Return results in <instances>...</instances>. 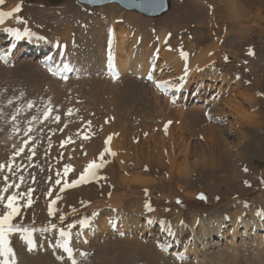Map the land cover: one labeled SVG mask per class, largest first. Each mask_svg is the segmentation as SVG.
Returning a JSON list of instances; mask_svg holds the SVG:
<instances>
[{
  "label": "rangeland",
  "instance_id": "1",
  "mask_svg": "<svg viewBox=\"0 0 264 264\" xmlns=\"http://www.w3.org/2000/svg\"><path fill=\"white\" fill-rule=\"evenodd\" d=\"M12 1L13 0L5 1L7 3V6L4 9H6L11 4ZM202 1L205 2L203 3L204 6H206L205 8L202 6L200 8L198 7L195 8L191 0H169V9L166 12L156 17H149L134 11H126L121 7H119L118 4H114V3L106 4L98 8H89L92 11L90 14L88 13L86 14V11H88L87 10L88 7L77 4L75 0H57L56 4H53L52 0H22L21 3L23 6H25L27 13H34L36 11L37 14H41L39 18L38 16H35L36 18L33 17L34 20L40 19V21L43 20L44 21L46 20L48 22L52 21V23L54 22V24L59 20L58 18H55L58 17L57 14L55 13H58L63 6H66L65 7L66 9L64 8L60 10V12L63 11L64 15L66 13L67 17H69L72 14L71 12L72 8L70 6H73L75 8L74 11H76L77 9H79L80 6H82V9L86 10L85 13L82 12V14L84 15L83 17L84 19L83 18L82 19L86 23L88 21L91 22L95 20L93 17H98V18L102 17V19H105V17L106 18L109 17L111 13L115 14V16L120 21V23L122 22L123 25H126L127 29L130 31L132 35L138 37L137 39L138 41L136 40V42L138 43L137 44L135 43L134 44L135 46L133 45L134 48L138 47V45L140 44H143V46L145 44V47L147 46L146 48L148 47L150 48V49L148 48L150 52L152 53L156 52L157 59L155 58L153 60V65L155 66V71H153V75L155 76L154 79L170 78L172 82L178 80L180 86L182 81L181 79L182 72H178L179 70H176V68L172 64L165 63L163 61L162 56L163 54L169 55V53L172 52H174L173 55L175 56L176 54L178 55L181 52L184 53L190 52V50L193 51L192 52L193 54L192 53L188 54L187 60H189L191 56L201 58V55L199 56V54H202L203 60L207 56V59H205L206 62L204 61L206 64L204 62L203 63L209 68L208 69L206 67L208 71L213 70L220 74H224L222 73V71L223 72L227 71L226 73L228 75L224 74V76H226V78L228 77L229 80H234L232 84H227V83L220 84L221 83L220 80L216 82L213 81L208 82L207 79H205L204 85L202 84L200 88L197 90V92L199 93L198 94L196 93L197 95L194 94V96L192 97L193 94L191 92L195 91L196 84L190 83L189 86L190 88H188L190 92L188 93L186 99L188 97L189 98L187 100L184 99V103H183L182 102L183 100L181 101V98L184 97L182 96L180 98L181 102L179 101L175 105H177L176 108H181L184 110H187V108H192V106L194 107L199 106L201 108L203 107L204 109L205 107L206 109L208 108L222 109L223 116L225 117V119L221 121V119H223L224 117L221 118L220 116L215 115L216 118L219 119L220 121V123H218V126L215 127V129L227 144L228 152L230 153V159H231L230 162L231 165L230 164L228 165H230V167L233 168L227 170L225 169V167L226 168L228 167L227 165L224 166V170H223L222 168L217 166L215 168L216 170L213 173V175H210L212 177H209L208 179V176H205V178H207L206 180L203 179L202 177L200 178V180L198 179L197 181H193L190 184L188 183L189 185H193V187L190 188H185L186 184L184 185V183H182L185 188L184 189L185 193L187 192V194H191L192 192H196L193 197L183 196L182 195L183 192L179 190L180 187L179 189H177V186L181 185V183L172 182L171 184L168 185L167 181L164 180L163 177L164 171L163 170L159 171L157 167H154V169L152 168V166H155L153 163L155 160L154 157H156V153L159 149H157L155 153H152L151 152L152 148H149L148 146L151 145L150 141L153 139L161 140L158 134L159 133L158 127L154 126L153 129H150V127H152V125L156 123L157 120L159 119L158 116L154 115L155 113L154 108L157 107V105H155L156 103L155 101L157 100L156 96L148 95L145 97L146 104L148 106L149 105L153 106L150 109L144 110L142 107H140L138 110H136L135 108H130L132 112L130 113V116L122 114L129 117L127 120L125 119L121 121L118 120L115 124H113L116 115H113V118L110 119L109 114L111 117L113 112H115L118 115L119 111L116 112V110L120 108V106L123 104L117 105L116 107L118 108L115 110L116 107H114L113 105H115L116 103L115 104L113 103L112 105L111 98L113 97L111 96L112 95L111 92L108 91L109 90L108 84L110 83H111L110 85L114 84L112 82L113 80L109 81V79L105 80L100 77L99 72L101 71V73H103L102 70L104 69H101L100 68L101 66H99V64L98 65L95 64V68L97 66L98 68H96V70L95 69L92 70L94 64H92V60L89 61L91 58L81 57L82 58L81 59L78 56L79 65L75 63L73 60L72 62L74 64L70 62L76 68L77 72H79L78 67L81 66L82 71L84 70L83 72L86 71L85 73H88L86 79L73 82L70 81L72 79L68 78L66 79L67 82H61L65 79H60L61 81H57L59 78L55 77L56 80H52L49 77V75L46 74L45 71H42L40 67H38L37 63L33 61V59H31L30 57H23L20 61L16 62L15 65L12 67L3 66L0 64V108L1 106L4 105L5 108L10 109L9 107L12 106V109L10 110L7 117L8 123L6 122L7 124L4 125L3 128H0V163H4L7 165L10 162L13 165L11 171H9L7 167H5V169L2 172H0V178H1L0 189H3L4 187L11 185V187H9L8 189V192L2 193V195L5 198L8 195H16L17 197H20L19 203L22 204L26 200L24 205L28 204V200H31V204L27 207L23 206L22 210L17 215L18 217L15 216V219L13 221L16 222H12L14 226H18L20 224H29L32 222L33 229L31 230H35L34 228H36L37 231L40 230L38 231L39 235L45 233H46L45 235L51 234V231L55 229L49 230V226L53 225L55 222L52 221L44 222V220H49L50 217H52V215L45 214V208H46L45 199L47 198V195H49L50 198L51 196L60 197L59 199L56 200V203L53 207L54 214L60 207L59 210L65 212V217L66 216L69 217L73 215V217L63 220L62 223L63 228L64 227L69 228L68 225H71V222L75 218L76 219L74 221H76L75 223H77V218L83 213V210H78V209L84 208L86 206L88 207V209L91 208L89 210L90 212L98 211L97 214L103 213L102 215L93 217L92 221H95V225H97V223H100L99 221H101V218L104 216V213L108 212V210L104 211L105 209H101L102 207L93 208L94 206L93 204L98 201H104V200H105L104 202L108 203V199L113 193L122 192V190L117 191L118 188L115 186V183L116 184L118 183V185L120 184L122 186V184L118 182L120 176H124L127 180L129 177H132L131 174L135 175L134 172H138L139 170H146V171L151 170L149 172L147 171L146 174L143 173L144 178H148L150 180L154 179L155 180L154 184L158 185V187H155L153 190H151L150 191L151 193L147 191V195L145 194L144 190L138 189L136 191V197H132L131 200H126L124 202L125 204L123 205L124 209H126L123 214L125 216L126 215L131 216L132 214L135 213L134 211H136L137 209L136 207H132L135 206V204L140 205V207L141 206L145 207L146 203L150 204L151 207L150 211L147 210L146 208L141 207V211L143 210V212L140 214V217L138 216L139 220H137L138 224L134 229V233L132 232L130 233L129 230L131 229L129 228V225L133 224V222L131 221V217H129V219H127L129 222V223L127 222V224L129 225H127L128 229L126 231H123L119 234L116 232H112L110 229L112 233L110 232L111 234L110 233L109 234L110 236L112 235L111 236L112 241L110 239L107 240L108 236L99 228L96 230V235L94 236H91L92 234L90 235L89 233L86 232L84 233L83 232L84 230L91 231L90 229L91 225L86 229H81V228L79 229V231H81L82 234L84 233L82 236H84L85 234L86 235L89 234L90 236L88 235L89 236L88 240L90 242L91 241L93 242L97 239L98 240L97 244H103L102 242L106 243V241L108 242L111 241V245L113 249L109 248V250H112V252L115 253L124 254L125 252H128L125 245L126 244L125 241L129 237V235L133 236L134 234H136L135 235L136 239L140 241L142 240L140 243H138L139 241L136 239L133 241V242L138 241L135 243L139 246L143 245L145 242V244H149L150 247L151 245H153L154 241L160 239V238H155L156 236H153V234L152 236L149 237L146 236V238L137 237L138 236L137 234L140 233L139 235H143L145 231L149 230L147 228H142L144 225H147L146 222L148 219L151 220V218H154L153 221L157 222V223H152L153 226L158 225L162 219L166 223L168 220H170L169 223L172 226V231L170 233L172 235H174V233L175 234L181 233L179 235L178 246L176 248L178 247L180 248L182 244L191 240V242L189 241L183 245L184 252L181 251L182 253H185V256L188 255L190 258L184 261L185 263H180L179 261L173 258H169L168 256L162 254V252L156 250L154 246L152 247L155 250L153 248L141 250V248L137 246L135 248H139L140 250L139 249L134 250L135 254L137 253V251H139L140 253L139 252L137 253L138 256H133L137 264H155L154 262L156 261L152 259L153 258L152 253H154L155 251L161 253L162 255L161 257L163 258V260L169 259L172 264H201V263L202 264H264V232L260 231L261 228L257 230L258 227L251 226L250 228H248L249 230L246 229L247 235L242 236L241 231L243 230V227L238 226L237 228L238 233L233 237V241L235 242V244H237V248H234L233 246L226 243V241L231 240V235L228 232L230 226L224 227V229L225 228L227 229L224 237L221 236L219 237V235L213 233L210 234V236L205 237V239H203L200 236V234H197V237L199 238L197 241L194 239V235L198 228L194 229L193 233L189 229L190 218L193 212L197 213L198 216L200 213V215L207 214L206 216L211 215L212 217H214L215 214H217V212L221 210L222 212L225 213L224 215L226 216L232 214L233 211L235 210H238L239 212L238 211L237 212L239 214H243L244 216L249 215V217L252 216L250 211L252 213L255 212L264 213V170L262 172H259L256 171L255 168L253 167L256 161L264 160V156L261 155H249L248 157L245 156L248 159L246 158L243 159L239 156H236L243 153L241 148L244 147L246 144L245 141L241 140V138L235 136V131L237 130L236 129L237 127H239L238 130L241 132V134L243 133L247 134L249 128L253 127L251 124H248L250 122L246 120L247 117L250 116H255V117L260 116L261 118L259 119L260 122L257 120L260 125L258 128L256 127L255 131L256 133L258 132L264 133V123H263L264 122V115H263L264 114V0H236V2H234L235 0H202ZM210 1L215 2L217 6L216 14L211 13L213 11L212 9L211 11L206 10L207 4ZM33 5L42 7L44 10L36 9L34 11V8L32 7ZM4 9H0V10H4ZM197 9H199L200 11ZM231 10H233L234 13H236V16L237 15L239 16L237 18L238 21H235L236 20L235 14L232 15ZM196 11H198L197 14ZM199 14L201 16L202 15L207 16L204 17L205 23L208 20L210 21L211 18L212 22L214 21L213 22L214 24L209 23L210 24L209 28L205 26L199 28L197 26V18H198L197 16ZM183 17L184 19H182ZM174 18L180 21H176ZM74 20H76V18H74ZM182 20H184L183 23ZM59 22L61 21L59 20ZM175 24H178L181 27L183 26V29H179L177 31L176 30L177 28H175L176 27ZM91 26L94 27V22L91 24ZM184 26L187 27L185 28ZM25 27L26 25L24 26V29ZM142 27L144 28L146 27V28L144 29ZM131 29L134 31L135 34L132 32ZM162 30H165V38H167L168 34H171V36L170 39L165 40L162 46L158 47L157 36L155 37V35ZM48 32L51 33L50 28ZM145 32L148 34H146ZM142 35L143 37H141ZM150 36L153 42L152 44L147 42L148 40H150L149 39ZM152 36H154L155 39ZM33 38H35L34 35ZM99 40L97 38L96 42L102 41ZM108 40L106 41V43L108 42ZM21 43L25 44L24 42ZM106 43L102 45L103 48L104 47L107 48L109 46V44L107 45ZM191 43L194 45V46L192 45L193 48H188V44ZM37 44H38V40H37ZM42 44H43L42 46H47L46 43L44 42H42ZM176 46L177 48L178 47L179 48L177 49ZM83 48L87 50L91 49L89 45L84 46ZM168 50H170V52H168ZM50 52H52V50ZM73 52L75 53V51ZM208 53L210 54V57ZM225 56L228 57L227 61H225L224 59ZM211 58L213 60H211ZM203 60L201 59V61ZM207 61L209 62L207 63ZM86 63L88 64L89 68L87 67ZM198 63H200V61ZM198 63L196 62L195 64L197 65ZM158 69H160L161 72H159ZM35 70L40 72H37ZM236 77H239V80L236 79ZM104 80L106 83L104 82ZM144 81L146 82V80ZM100 83L102 84V86L104 85V83L105 86L106 84L107 86L102 87ZM148 83L150 84L151 88L153 87L154 89V86H152L151 84L153 82L147 81V84ZM237 84L239 86H236ZM229 86H231L232 88H230ZM233 87H237L238 89L234 90ZM101 88L106 90L108 89L107 93L109 92L111 98H109L110 96L106 92H104V90H102ZM17 89L19 90L20 93H16ZM180 89L183 90L184 88L180 86ZM101 90L102 93H100ZM3 91L5 93H8V97L3 98V96H1V93ZM103 93L104 95H102ZM212 93H214V95L212 96L211 99H209L208 95L211 96ZM215 95L219 96L218 102L215 101V97H214ZM231 95H236L235 100L237 101V104L240 107V112L237 114H233L229 110V108H226L223 105V101H224L223 98L226 99L227 96L231 97ZM117 96L120 97L119 95ZM159 97L160 99H162L161 101L159 100L160 105L163 106V104L166 102L167 106L164 104L166 108H170V107L175 108L174 107L175 105H171L167 98H162L161 95ZM107 98L108 100L111 99L110 100L111 102L108 101ZM106 101L110 102L111 107L107 105ZM255 101H257L256 105L259 107L257 108L259 112L253 111L251 109V105ZM29 102H32L33 104L32 108L28 107ZM46 107H51L52 111L49 117L47 119H44L43 112L46 110ZM111 108L115 111H113ZM69 109L72 110V113L71 115H66ZM171 113L172 112H170V115ZM57 115L60 117L59 122L54 120V117ZM32 117H36L39 120V122L33 120ZM176 117L177 116L174 117L172 113V118H176ZM172 118L170 116L171 124L169 123V125L174 126V124L176 123H173L172 121H176L177 118L173 120ZM16 120L18 121V123L16 122ZM164 124L166 125L167 123H160L159 127L161 126L165 127ZM140 126L143 127L144 129L147 127L149 128L148 130L145 129L144 131L142 128L138 129ZM29 128L32 129L31 132H28ZM124 128L130 130V133L132 134H136L137 132L138 133L140 132L138 134L139 138L135 137L134 135L127 136V138L130 137L131 143L130 145L128 144L126 146V149L128 150V153H130L128 154V157L133 161H135L137 166L141 167L142 164L143 169L136 166L137 169L135 167L130 172L125 171L123 174L116 160L112 159L111 161L112 165L110 164L112 167L111 166L106 167L105 169H103V175L98 176V177H102L103 179L93 180L88 185L87 183H85L82 189L75 188L70 192H67L68 190H70L67 189L64 191V193L60 192V195L59 192L54 194L53 187H50L52 182L51 177H53V175H51L50 172L55 173V171L57 170L56 164H58V168L65 167L66 165H71L73 171L71 172L69 171L70 175L76 170H78L76 173H78L80 169L82 171L89 157L95 156L96 153L101 149L102 147L101 142L103 141L104 136L106 134H109L110 132H113L116 135L118 133L120 134L121 132L125 133V131L123 130ZM61 129L63 130L61 131ZM174 132L178 134L177 129H175ZM162 134L164 136L166 135L164 133ZM85 135L88 137L87 139L84 138ZM152 135H154V137L151 138ZM29 136L31 137V140H29ZM186 136L191 137V139L194 138V141L198 140L196 139L197 134H190ZM69 138L71 142L64 143V145L61 146V142L66 141ZM237 138H239V140ZM26 140L29 141L27 145H25L24 143ZM137 140H139V142ZM20 147H24V151L19 156H16L15 153L16 151L19 150ZM30 148L32 149V151H29ZM93 148L96 149V152L95 154L90 155L92 154L91 151ZM33 152L35 153L34 155ZM131 154H134L136 157H138V160H134ZM30 156L32 157L31 159H29ZM83 157L86 158L82 160L81 158ZM147 159H149V161ZM48 160L50 161V163H53V165H51L50 168L46 166ZM141 161L143 162L141 163ZM28 162L32 163V167H30V164ZM128 165L131 166V163H128ZM245 169H247V171H245ZM10 172H12L13 175H10ZM63 172L64 171H61L60 176L62 175ZM224 172L225 174L228 173L226 177L227 179L225 180L219 179L215 181V183L211 185V187L209 188L207 187V184L210 183L212 179H214L215 177L217 179V177L223 175ZM111 173L113 174L115 182L111 180ZM128 174L130 176L127 178ZM234 174H236V176H234ZM4 176L8 177V181L6 183L3 179ZM21 177H23L22 180L20 179ZM161 178L165 181L163 182L162 180L163 185L162 183L160 184ZM63 179L64 182L65 181L68 182V179H66V177ZM245 181L249 182V184L246 185ZM38 183L44 184V186L38 188L39 187ZM68 183L70 184L71 182ZM16 185H19V187L17 188ZM170 186L172 188L173 194H176L177 197L176 200H179L180 203L170 202V200H167L165 197L162 196V193L167 194L169 192V189H171ZM30 189H33L34 191H32L29 194ZM50 190H51V194H49ZM66 192L69 193V195H65ZM169 194L172 195V193ZM201 195L204 197L203 199L200 198ZM65 196L67 197L66 200L64 201L65 204L61 205L60 203L62 201L60 202V199L61 198L65 199ZM229 200L230 201L232 200L231 202L234 201L233 203L235 204V206L232 203H231L232 205L230 203L226 205L227 201ZM240 202H243V205H241L242 203ZM4 204H5L4 200L0 201V214L3 211L6 210L8 211V209L5 208ZM48 205L49 204H47V207ZM105 207H108V205L107 206L105 205L103 208ZM55 208H57V210H55ZM63 208L66 209V211H64ZM41 211H43V213ZM77 211H80L81 213ZM179 212H181L183 215H181L178 218ZM61 213L62 212H60L59 214ZM74 214H78V215L74 216ZM83 216L84 215H82V217ZM143 216L146 217L147 219L144 218ZM255 216L260 218V216H258L257 214ZM114 217H115V222L119 226L120 219L117 216H110L109 218L111 221H113ZM262 217L264 218V216ZM57 221L61 222V220H57ZM181 221H183L184 225L181 224ZM261 221L259 224L264 225L263 223H261ZM34 224L40 225L39 228L36 225L35 227ZM181 226L184 227L182 228ZM45 228H47V230H45ZM95 228L96 227H93V229ZM164 228H165L164 226H160L158 229L164 231L163 230ZM183 229L185 230L181 232ZM48 230L50 231V233ZM37 231H32L34 236H36ZM77 231L78 228L76 226L73 227L72 232H77ZM150 231L153 230L150 229ZM106 232L108 233L107 230ZM18 233L19 232H17V234ZM21 233L23 232L21 231L19 234ZM81 233L78 236V240L80 238H83L81 236ZM99 233L102 235H100ZM157 233H158L157 231L154 232V234ZM258 233L263 234V236L259 235ZM95 236H97L96 239ZM257 236L258 239L256 240ZM39 238L41 239V241H43L45 236L41 235ZM123 238L125 240H123ZM259 238L261 240H259ZM19 239L20 237H18L17 239L16 236H13L11 238V241L13 240L11 243V248L13 250V254L16 253L14 257L16 256L15 263L17 264L18 261L22 258L21 257L22 255H20L19 253L20 249H21L20 252H23V254L27 253L26 255L30 257L34 256L35 258L34 257L33 258L35 260L37 259L36 260L37 264H39L38 262H40L41 264L43 263L49 264L51 258L46 260V257L48 255L53 257L51 261L52 262L56 261L55 262L56 264H71L73 260L76 261L75 258L80 260L83 259L82 261L84 262L86 260V259L84 260L85 255L88 254L91 256L92 255L91 253H93L91 252V250L92 251L94 250V252L96 250L95 246L88 247L89 248L88 250L87 245L90 243L88 242V240H86V242L84 243L86 245L85 247H83L84 246L83 244H78L75 240L76 246L82 245V248L79 247L75 248L74 246L75 252L73 253L71 258L65 257L63 253H60L58 251L55 252L54 255L52 256L50 252H53L56 249L54 247L50 249L51 246L50 243L49 245L46 244V246L41 245L38 249H35L38 247L36 245L34 250H31V252L29 253L27 245H26L27 247L25 246V244H21L20 246L18 245ZM121 239L123 240L122 242H120ZM204 242L206 243L204 246L205 248L202 247V244H204ZM190 245H192L193 249L192 247L191 248L189 247ZM184 247H188V250ZM46 248H48L47 249L48 251L46 250ZM83 250L86 252L85 254L83 253L84 252ZM39 253H41L42 256ZM91 257L90 259H88V261L92 260ZM6 258H8L7 260L9 261V264H11L12 257H4V258L0 257V261H1L0 264H4ZM42 260L44 261L46 260V262L44 261L42 262ZM95 261H96V257H95Z\"/></svg>",
  "mask_w": 264,
  "mask_h": 264
},
{
  "label": "bare ground",
  "instance_id": "2",
  "mask_svg": "<svg viewBox=\"0 0 264 264\" xmlns=\"http://www.w3.org/2000/svg\"><path fill=\"white\" fill-rule=\"evenodd\" d=\"M5 1H7V0H5ZM18 1L19 0H13L11 2V4L6 9L0 10V12H10L14 8L15 5H18L17 4ZM191 2L195 6V8L196 7L200 8L201 6L204 7V8L206 7L203 4L205 2L202 1V0H191ZM234 2H236V0ZM52 3H57V0H52ZM63 7H66V6H63ZM68 7H69V5H68ZM70 7L72 8V11H71L72 14L70 16L68 15L69 17L66 16V13L64 15V12L63 11L60 12V10H59L58 13H55L58 16V17H55V18H58L61 22H59V20H58V22H56L57 21L56 20L55 21L56 22L55 24H54V22L52 23L51 21L48 22L49 25H50L49 28H50V31H51V38H52L51 41L54 42V43H57L59 45H60V40H64V41L69 42L70 46L68 47V49H69L68 55H70L73 51H75V53L73 52V61L75 63H77V64L79 63V57L80 58L81 57H89L91 59L89 60V58H88V60L89 61L92 60V64H94L93 65L94 67H93L92 70H94V69L96 70V68H98V66H97L98 64H99V66H101L100 67L101 69H104V66H106V62H107V64L110 65L111 68L118 73L119 77H118V79H116L114 81L110 80L109 77L106 78V79H109V81H112L114 83V84L110 85L111 83L108 84V81H107V84L109 85V90L108 89L107 90L111 92V94H112L111 96L113 98H111V96L109 95V92L107 93V90L106 89H102L101 88L110 97L108 95L107 96L112 99V105H113V103L114 104L116 103L115 105H113L114 107H116L117 105H121V104L124 105V106L121 105L120 108H118V107L115 108V110L117 108L119 109V110L118 109L116 110V112L119 111L118 115L115 112H113L112 113V117H111L110 114H109L110 119L113 118V115H116L115 116V119L113 121V124H115L118 120H120V121L123 120V119L127 120L129 117H127L125 115L130 116V113H132L131 110H130V108H135L136 110H138L140 107H142L144 110L150 109L153 106H151V105L148 106L146 104L145 97L148 96V95L156 96L157 100L155 101L156 102L155 105H157V107L154 108V110H155L154 115L155 116H158L159 119L157 120L156 123H154L152 125V127H150V129H153L154 126H157L158 127V132H159L158 134H159V137H160L161 140L153 139V140L150 141L151 142V145L148 146L149 148H152V150H151L152 153H155L157 151V149H159L157 151V153H156V157H154L155 160H154L153 163H154L155 166H152V168L154 169V167H157L159 171L160 170L161 171L162 170L164 171L163 177H164V180L167 181L168 185L171 184L172 182L181 183V185L177 186V189H179V187H180L179 190H181L183 192L182 193L183 196L193 197L196 192H192L191 194H187V192L185 193V191H184L185 188L193 187V185H189L191 182L197 181L198 179L200 180V178H202V177H203V179L206 180L207 178H205V176H208V179H209V177H212L210 175H213V173L216 170L215 168L217 166H219L220 168H222L224 170V166H227L231 162L230 153L228 152L227 144L221 138V136L218 134L217 130L215 129V127L218 126V123H220L219 119H217L216 116H220L221 118L224 117L223 116L222 109H217V108L216 109H212V108L211 109L210 108L206 109V107L204 109L203 107L201 108L199 106H197V107L196 106L195 107L192 106V108H187V110H184V109H181V108H176L177 105L174 106L175 108H172V107L166 108V106H167L166 102L164 103L166 106L164 104H163V106L160 105L159 100L160 101L162 100L159 97L160 94L156 91V89H153V87L151 88L150 84L149 83L147 84V81L145 82L144 79H143V77H145V75L149 72V67L151 65H153V60L156 58V52H153V53L150 52L148 50L149 47L146 48L147 46L145 47V44H144V46H143V44H140V45H138V47H135L134 48L133 45L135 43L136 44L138 43V42H136V40L138 39V37L135 36V35H132L130 33V31L127 29V26L126 25H123L122 22L120 23V21L117 19V17L115 16V14L111 13V15L109 17H107V18L105 17V19H102L101 16H100L101 18L93 17L95 19V20H93L94 27L91 26V24H89V26H90L89 29L90 30L88 29V27L85 28V29H81L80 28L81 27V23L78 22V25L80 26L79 27L78 25H75L72 20H74V18H76V19L77 18H81L82 19L84 17V15L82 13L81 14L76 13L74 11L75 8L73 6H70ZM211 9L213 10L211 13H215L216 14V12H217V10H216L217 9V6H216L215 2H213V1H210L207 4V9L206 10L211 11ZM197 10H199V9H197ZM197 13H198V11H196V14ZM67 14H69V13H67ZM231 14L232 15L235 14V18H236L235 21H238L237 18L239 16L238 15L236 16V13H234L233 10H231ZM73 16H74V18H73ZM96 16H98V15H96ZM17 17H19L18 13H13L12 16H6V17H4L3 18V22L0 23V29H2L3 27H9L10 26V22L13 21V20H19V19H17ZM197 17H198L197 18V26L199 28L202 27V26H205V27H208L209 28V25H210L209 23H213L214 22V21L212 22V19L210 18V21L208 20L205 23L204 22V17H207V16H203V15L201 16L199 14ZM219 17H221V16H219ZM34 18H36V17H34ZM52 19H54V18H52ZM178 19H181V18H178ZM182 19H184V17ZM20 20L21 21L23 20V16L20 17ZM91 20H92V18H91ZM176 21H180V20H176ZM183 22H184V20H182V23ZM30 23H31V25L33 27L36 26V21L34 19ZM175 25H176L175 28H177L176 29L177 31L179 29H183V26L181 27L178 24H175ZM184 27L186 28L187 26H184ZM116 28H118V29H116ZM142 28H144V27H142ZM25 30H27L28 32H31V27H28L26 25L25 29L23 28V30L20 31L21 32V40H20L21 42L28 43L30 46L36 47V48H38V46L43 45L42 43H40L39 45L37 44V40L35 38H33V34H31V35H24ZM86 30H88V31H86ZM78 32H83V35H81V36L79 35L78 36ZM132 32L134 33L133 30H132ZM2 34H4V32H1L0 35H2ZM146 34H148V33H146ZM102 36H103V38H102ZM156 36H157V44H158V47H160V46H162L164 44V42L166 40V38H165V30H162V31L158 32L155 35V37ZM141 37H143V35ZM152 37L154 38V36H152ZM97 38H98V40L100 38L99 41H101V40L102 41L101 42H96ZM146 38H148V37H146ZM149 39L150 40H148L147 42H149V43L152 44L153 42L151 40V36L149 37ZM107 40H108V42L106 43ZM171 41H170V43H171ZM147 42H145V43H147ZM104 43H106L107 45L109 44V46L107 48L104 47L105 49L102 46ZM88 45H89V47H91V49H88L87 50V49H84L83 48L84 46H88ZM192 45H193L192 43L191 44H188V48H193L194 45L193 46ZM149 46H151V45H149ZM176 48H177V46H176ZM153 49H155V48H153ZM180 51H182V50H180ZM168 52H170V50H168ZM192 52L193 51L190 50V52H187V55L190 54V53H192ZM201 52H203V51H201ZM173 53L174 52L169 53V55H164L162 53L163 54L162 58H163V61L165 63L172 64L176 68V70H179L178 72H182V74H181L182 81H181L180 86L182 88H184L185 90L188 89V88H190L189 87L190 86V83H195L196 84L195 85L196 88H195V91H194L195 93L194 94H196V93L198 94L199 92H197V90L200 88V86L202 84L204 85L205 79H207L208 82L209 81L216 82V81H219L220 80V82H221L220 84H226V83L227 84H232L234 82V80H229L228 77L226 78V76H224V74H227L226 73L227 71L226 72H223L222 71V73H224V74L217 73V72H215L213 70L208 71L209 68L205 65L206 64L205 63L206 62L205 59H207V56H206V58L204 57L205 59L203 60L202 54H199V56L201 55V58H199V57L197 58V57L191 56L192 58L191 57L190 58L188 57L189 60H187V56H186V58H183L181 56V53L178 54V55L176 54L175 56L173 55ZM198 53H200V52H198ZM206 54H203V55H206ZM86 55H88V56H86ZM196 55H194V56H196ZM26 57H29V56H26ZM209 57H210V54H209ZM201 59L203 61H201ZM211 60H213V59L211 58ZM211 60H209V61H211ZM199 61H200V63H198ZM209 61H207V63ZM196 62L198 63L197 65L195 64ZM95 64H97L96 65L97 66L96 68H95ZM86 65L88 67V64L87 63H86ZM34 66H36V65H34ZM75 66H77V65H75ZM90 66H92V65H90ZM206 67L208 69H206ZM35 68H33V69H35ZM210 68H211V66H210ZM185 69H187V75L186 76H185ZM75 70H76V68H75ZM35 71H37V70H35ZM37 72H40V71H37ZM41 73H43V72H41ZM49 77L52 80H56V78L54 76H51L50 75ZM164 79H166V78H164ZM104 82H105V80H104ZM105 83H104L103 86L101 84V86L102 87H106L107 84L105 86ZM236 86H239V85L237 84ZM96 87H98V86H96ZM229 87L232 88L231 86H229ZM207 88H208V86H207ZM222 88H219V89H222ZM233 89L236 90L238 88L237 87H233ZM102 90H101L100 93H102ZM99 91H100V88H99ZM102 95H104V93ZM117 95H119L120 97H118ZM218 95H219V93H218ZM220 95H222V94H220ZM236 95H231V97L230 96L229 97L227 96L226 99L222 97L223 100H224L223 101V105L226 108H229V110L233 114H237V113L240 112V107L237 104V101L235 100L236 99L235 98ZM117 98H120V99H117ZM111 99L108 100V98H107L108 101H110ZM110 102H107V105L109 107H111ZM256 103H257V101H255L251 105V109L253 111H258L257 108H259V107L256 105ZM114 107H112V108H114ZM115 110H113V111H115ZM170 112L173 113L174 117L177 116L176 117L177 119L176 118H172V113L170 115ZM122 114H125V115H122ZM170 116H171L172 120L173 119H176V121H172L173 123H176V124H174V126L173 125H169V121L171 122ZM259 119H261L260 116H257V117H255V116L247 117L246 120L248 122H250L248 124H251L253 126L252 128H249L247 134H244V133L241 134V132L238 130L239 127L236 128L237 130L235 131V136L236 137L238 136L239 138H241V140L245 141V144H246V145L244 144L245 146L241 148V150L243 151V153H241L240 155H236V156H239V157H241L243 159L246 158V157H248L249 155H261V156H264V133L263 132L256 133V131H255L256 130V127L258 128L259 125H260L258 123V121L260 122ZM160 123H167V129H165V127H162V126L159 127L160 126ZM141 128L145 131V129L148 130L149 127H147V128L144 129L143 127L140 126L138 129H141ZM175 129H177L178 134H176L174 132ZM262 129H263V127H262ZM123 130L127 134H125L124 132H121L120 134L118 133L116 135L113 132H110L109 134H106L104 136V138L105 137L108 138L109 136L111 137V140L109 141V144L107 145V147L110 149V152L111 153H115V154L114 155H111L110 154V157L111 158H109L108 160H104L105 163H104V166L103 167L111 166L112 164H111V161L110 160L114 159V160H116L119 168L122 170V172L124 174L125 171H129L130 172L131 170H133L137 166V164L135 163V161H133L132 159H130L128 157V154H130V153H128V150L126 149V146L128 144L130 145L131 140H130V137L127 138V136L128 135H134L135 137H138L139 138V135L138 134L140 132L139 133L138 132L137 133L135 132L136 134H132V133H130V130H128L126 128H124ZM136 131H137V129H136ZM139 131H141V130H139ZM162 133H164L166 135L164 136ZM190 134H197V138L196 139H198V140L194 141V138L191 139V137H187L186 136V135H190ZM161 135H163V136H161ZM152 137H154V135H152L151 138ZM151 138H149V139H151ZM239 138H237V139L239 140ZM137 141L139 142V140H137ZM101 144H102V142H101ZM91 152H92V154H90V155L95 154L96 149L93 148ZM98 155H100V154H98ZM131 155H132V158L134 160H138V157H136L134 154H131ZM95 157H96V155L89 157V159L87 160L86 165L88 164V162H91V161L95 160ZM85 158L86 157H83L81 159L83 160ZM246 159H248V158H246ZM147 160L149 161V159H147ZM142 162L143 161H141V163ZM128 163H131V166H129ZM126 165H127V167H126ZM230 165H228L227 168L225 167V169L228 170V169L233 168V167H230ZM143 166H144V164H143ZM137 167L142 168V164H141V167L140 166H137ZM137 167H136V169H137ZM147 171L149 172L151 170H147ZM147 171L146 170H139L138 172H134L135 175H132L131 174L132 177H129L130 175L128 174L127 178L128 177L129 178L127 180H126V178L124 176H120V178L118 179L119 180L118 182H120L122 184V186L120 184H119L120 185L119 186L118 183L117 184L115 183V186L118 188L117 191L122 190V192H120V193H117V192L113 193L109 197L108 203L104 202L105 200L104 201H98L97 200L98 202H96V203L93 204L94 205L93 208L94 207L95 208H101L102 207L101 209H105L104 211L108 210V212H106L107 214L105 213L104 216L101 218V221H99L100 223H98V225H99L98 228L101 231H103L108 236L107 237V240L108 239L111 240V238H112L111 237L112 235L110 236V234L112 232L111 233L110 232H108V233L106 232L107 226L109 228V231H110V227H112V224H115L116 225V228L118 229V231H122L123 228H126L127 229L128 228L127 225H129V224H127V222H128L127 219H129V217H131V221L133 222V224H130L129 225V228H131L129 230L132 233H134V229L136 228V226L138 224L137 223L138 222L137 220H139L138 218L140 217V214L143 211H141L140 205H136L135 202H134L135 206H132V207H136L137 208L136 211H134L135 213L132 214L131 216H127V215L125 216L123 213H124V211L126 209H124L123 205L125 204L124 202L126 200H131L132 197H136V191L138 189L144 190V191H145V189H147V191H149V193H151L150 192L151 190H153L155 187H158V185H155L154 184L155 183V180L154 179L153 180H150L148 178H144L143 173L146 174ZM225 172H224V174L221 173L223 175L218 176L217 179H216V177L214 179H212V180L210 179L211 182L207 184V187L208 188L211 187V185H213L215 183V181H217L219 179H222V180L227 179L226 177H227V174L228 173L225 174ZM97 174L101 176V175H103V171H101L100 169H98L97 170ZM234 176H236V174H234ZM111 180H113V182H115L112 173H111ZM162 180L163 179L161 178L160 184L162 183ZM164 180H163V182H165ZM182 183H184V185L186 184L185 185L186 186L185 188H184V185ZM84 185H85V183H81L78 186L68 187L66 189H70V190L67 191V192H70V191H72L75 188H81L82 189V187H84ZM162 185H163V183H162ZM170 188H171V186H170ZM81 189H78V190H81ZM67 192H66L65 195H69V193H67ZM169 193H172V195L169 194ZM59 195H60V192H59ZM162 196L165 197L167 200H170V202H177L178 201V200H176L177 199L176 194H173V192H172V188L169 189V192L167 194L162 193ZM56 198L57 197H55V196H51L50 201H52L53 199H56ZM66 198L67 197L65 196V199H63V198L60 199V202L62 201L60 203L61 205L65 204L64 201L66 200ZM231 201L230 200L227 201L226 205L229 204V203L230 204L232 203L235 206V204L233 203L234 201L233 202H231ZM105 205L106 206L108 205V207L103 208ZM90 209H88V211ZM55 210H57V208H55ZM217 211H219V210H217ZM237 211L238 210H235V211H233L232 214L226 216V215H224L225 213L222 212V210H221V211L217 212V214H215V216L212 214L214 217H212L211 215L206 216L207 214L206 215H200V213H199V216H198L197 213H194L193 212L191 214V218H190L189 229L193 233V230L196 229V228H198L196 230L195 235H194V239L196 241L199 239L197 237V234H200V236L203 239H205V237H208V236H210V234H213V233L219 235V237L220 236L221 237H224L225 236V233L227 231V229L226 228L224 229V227L230 226L229 227L230 229H229L228 232L231 235V240L226 241V243L229 244V245H231V246H233L234 248H237V244H235V242L233 241V237L238 233V231H237L238 226L243 227V230L241 231V235L244 236V235H247L246 229L250 228L251 226H253V227H259V225H260L259 223H260V220H261V219H259V217H256L257 219H255V220L253 219V221H252V219H244L238 213L239 211L238 212ZM41 212L43 213V211H41ZM111 212L114 213L115 216H117L120 219V225L119 226H118V224L115 221H111L110 220L109 217L111 216ZM34 214H35V212H34ZM181 215H183V214L181 212H179L178 218ZM36 216H38V215H36ZM211 217H212V219H211ZM48 219H49V217H48ZM39 220H40V218H39ZM151 220H154V218H151ZM39 222H41V221H39ZM44 222H46V221H44ZM35 225L38 228L40 226V225L34 224V226ZM46 225H48V224H46ZM41 228H42V226H41ZM47 228H45V229H47ZM253 230H255V229H253ZM38 231H40V230H38ZM49 233H50V231H49ZM83 234L81 233V236ZM258 234L261 235V236H263V234H260V233H258ZM88 235L89 234H87V235L85 234L84 236H82L83 238H80L77 241V243L78 244H83L84 247H85L86 245L84 243L86 242V240L89 239V236L91 234L89 236ZM100 235H102V234H100ZM173 236H176V234L174 233ZM130 237H128V238L126 237L127 239L125 241L126 242L125 245H126V248H127L128 252H125L124 254H121V253H115V252H112V250H109V248L113 249V247L111 245V241L112 240L109 241V242L105 240L106 243L105 242H102L103 244H97L98 240L96 239L97 236H95V239L97 241L95 239H94L95 241H93V242L92 241L90 242L88 240V242H90V243L87 245V248L88 247H92V246H95V248H96L95 252H94V250L92 251L90 249L91 252H93V253H91L92 254L91 255L92 256L91 257L92 260L91 261H88V259H90L89 257H87L86 260L83 257L85 261L84 262L82 261L81 264H83V263L86 264L87 262H88L87 264H137L136 261H135V258L133 256H138L137 253L139 251H137V253L135 254V251L134 250H138L139 248H141V250H145V249H148V248L150 249V248H153L152 247L153 245H151L149 247V244H145V242H144L145 245L144 244L143 245H140L141 246L140 247L139 245H137L135 243V242H138V241L133 242L135 240V238L132 239V235H130ZM176 238H177V236H176ZM257 239H258V236L256 237V240ZM123 240H125V239L123 238ZM123 240L121 239L120 242H122ZM259 240H261V239L259 238ZM138 243H140V242H138ZM205 244L206 243L204 242V244H202V247H204ZM137 246L139 248H135ZM189 247L191 248L192 245H190ZM184 248H186L188 250V247H184ZM192 249H193V247H192ZM20 250H19V253H20V255H22L21 256L22 258L21 259L19 258L20 260L18 259L19 260L18 261V264H37L36 263L37 262L36 261L37 259L35 260L34 259L35 258L34 256H33L34 258L33 257H30V256L26 255L27 253L26 254L25 253L23 254V252H20ZM88 250H89V248H88ZM22 251H23V249H22ZM151 252H153V251H151ZM186 252H188V251H186ZM39 254L41 255V253H39ZM152 254H153L152 255V257H153L152 259L156 261V262H154L155 264H172L169 259H167V260L164 259V260H166V261H164L163 258L161 257L162 255H161L160 252L155 251ZM95 257H96V261H95ZM49 258H51L50 261H49V264H54L56 262V261L55 262L53 261L54 262L53 263L51 261L53 257H51L49 255L46 257V260H48ZM6 259H8V258H6ZM81 259H82V257H81ZM97 259H98V261H97ZM46 260L45 261L42 260V262L43 261L46 262ZM38 263L41 264L40 262H38ZM15 264H17V263H15ZM76 264H80L79 261H77Z\"/></svg>",
  "mask_w": 264,
  "mask_h": 264
},
{
  "label": "snow or ice",
  "instance_id": "3",
  "mask_svg": "<svg viewBox=\"0 0 264 264\" xmlns=\"http://www.w3.org/2000/svg\"><path fill=\"white\" fill-rule=\"evenodd\" d=\"M5 2V0H0V4H3ZM90 2H94V0H90ZM153 3H159V0H152ZM20 11V5H16L10 12H0V23L3 22V18L6 17V16H12L13 13H17ZM17 19H19V17H17ZM6 32L14 35L15 37L17 38H20L21 37V33L15 29H12V28H8V29H5ZM24 35H31L30 32H28L27 30H25L24 32ZM171 35V34H169ZM251 54V52H250ZM60 55L61 56H64V52L61 51L60 52ZM181 56L183 58H186L187 56V53H184V52H181ZM48 59H52V57H48ZM225 61L228 60V57L225 56L224 57ZM65 69L67 70H71L69 68V65L68 64H64L63 65ZM51 70V69H50ZM55 74V73H54ZM187 75V69H185V76ZM62 79H67L68 77L67 76H62L61 77ZM151 78V77H149ZM239 78V77H237ZM156 86L159 88L161 87V82H157ZM28 107L29 108H32L33 107V104L32 102H29L28 103ZM52 109L51 107H46V110L43 112V117L44 119H47L51 113ZM72 113V110L69 109L68 112L66 113V115H71ZM36 117H33V120H35ZM54 120L59 122L60 120V117L57 115L54 117ZM169 123H171L169 121ZM165 129H167V124L165 125ZM63 129H61L62 131ZM32 129L29 128L28 129V132H31ZM27 135V133H26ZM85 139H87L88 137L85 135L84 136ZM29 140H31V137L29 136ZM111 140V137L109 136L106 140H105V148L104 150L100 153L99 157L96 159V160H93L91 162H89L86 167L84 168L83 172L80 173L79 177L75 180H72L71 183H67L65 182L64 183V186L60 189L61 191H64L65 188H68V187H74V186H78L79 184L81 183H88L90 180H93V179H103L102 177H98L97 176V170L102 168L104 166V156L106 153L108 154H111V155H114L115 153H111L110 152V149L107 147V145L109 144V141ZM28 140H26L24 143L25 145L28 144ZM68 142H71L70 138L66 141H62L61 142V146L64 145V143H68ZM24 151V147H20L18 151H16L15 155L16 156H19L22 152ZM29 151H32V149L30 148ZM35 153L33 152V155ZM29 159H31V156L29 157ZM12 163H8L7 165L4 164V163H0V172H2L5 167L8 168L9 171H11L12 169ZM69 171H72V168L70 165H66L65 168H64V176L66 177L68 175V172ZM245 171H247V169H245ZM59 175V173H58ZM4 181L5 183L7 182L8 180V177L7 176H4ZM21 180L23 179V177L20 178ZM34 179V178H33ZM56 184H60L61 183V180L60 179H57L55 181ZM245 184L247 185L248 182L245 181ZM9 187H11V185H8L6 187H4L3 189H0V201H3L6 199V203H5V208L8 209V211H5L3 215H0V257H12V260H11V264H15V257H14V254H13V250L11 247H9V242L7 240V235L9 233H12V232H23L24 235L22 236V239H25L28 243V250L31 251L34 247V242L31 238V233L32 231H36V230H29L27 228H23L21 229L19 226H14L11 221L13 219V217L17 216L18 213H19V205L17 204V199L18 197L16 195H8L6 198L2 195V193H5V192H8V189ZM16 187L18 188L19 185H16ZM34 191L33 189H30L29 190V194ZM49 194H51V190L49 192ZM145 194L147 195V189H145ZM60 197L57 196L56 199H59ZM201 199H203L204 197L201 195L200 197ZM56 199H53L50 203H49V206H48V211H49V215H53L54 214V209H53V205H55L56 203ZM177 203H180V201L178 200ZM31 204V200L28 201V204L24 205L25 207L29 206ZM145 207L149 210H151V207H150V204L146 203L145 204ZM96 215V213H93V217ZM258 216H264V213H260L258 212L257 213ZM227 218V217H226ZM65 219V217L62 215L60 217V220L63 221ZM155 221L153 220H148L147 223L148 224H152L154 223ZM161 224H164L165 221L161 220L160 221ZM183 223V222H181ZM91 224V219L88 218V217H83L79 220V227L81 229H86L90 226ZM53 228H55L56 226L55 225H52ZM69 228L73 227V225H68ZM47 230V229H45ZM168 231L170 232L171 231V226H170V223H169V226H168ZM59 237H62L63 238V242L62 243H59L57 244L58 247L62 248L65 252L68 253L69 257L71 258V255H72V249L71 247L69 246V237L71 236V233L69 231H65L63 228H61L59 230V233H58ZM83 255V253H82ZM173 255H175L177 257V259H186V256L184 253H174ZM59 258V257H58ZM4 264H9V261L6 259L4 261ZM72 264H76V261L73 260L72 261Z\"/></svg>",
  "mask_w": 264,
  "mask_h": 264
},
{
  "label": "water",
  "instance_id": "4",
  "mask_svg": "<svg viewBox=\"0 0 264 264\" xmlns=\"http://www.w3.org/2000/svg\"><path fill=\"white\" fill-rule=\"evenodd\" d=\"M89 4H93L94 2H90V0H83ZM104 1L115 2L120 4L126 9L136 10L146 16H156L167 10L168 3L166 0H159V3H153L152 0H101L100 3ZM256 169L264 168V160L255 162Z\"/></svg>",
  "mask_w": 264,
  "mask_h": 264
}]
</instances>
